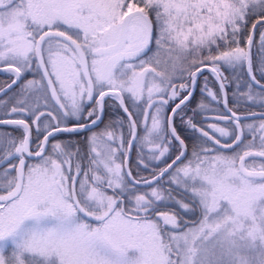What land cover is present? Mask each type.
Listing matches in <instances>:
<instances>
[{
    "label": "snow or ice",
    "instance_id": "obj_1",
    "mask_svg": "<svg viewBox=\"0 0 264 264\" xmlns=\"http://www.w3.org/2000/svg\"><path fill=\"white\" fill-rule=\"evenodd\" d=\"M258 25L264 53V0H0V264H264V111L222 71L264 109ZM205 69L224 110L187 115Z\"/></svg>",
    "mask_w": 264,
    "mask_h": 264
},
{
    "label": "flooded vegetation",
    "instance_id": "obj_2",
    "mask_svg": "<svg viewBox=\"0 0 264 264\" xmlns=\"http://www.w3.org/2000/svg\"><path fill=\"white\" fill-rule=\"evenodd\" d=\"M259 53H260L259 51H253V53H251L252 58L256 54L258 56L257 58H259ZM255 62L258 65L257 66L258 69H263L261 67L262 64H260V58L258 60H255ZM245 69L246 68H244L243 70L241 69V70H242L243 75L246 77V81H247V75H246ZM232 70L233 69H229V68H223L222 69L224 75L226 77H228V87H227L226 91H227L228 100H229V107H233L234 105H236L234 110H236L239 115H247L249 112L259 113L261 111H264V109H262L258 104H247L244 101L239 99V91H246L247 90L246 84L248 83V81L246 83H242L241 81H238V82L234 81V76L232 75ZM27 76H28V78H32L33 73H28ZM205 77H207V85H208L209 89H211L213 91H218V89H219V83L216 80L215 76L209 70L205 69L203 71V74L198 76L197 88H196V92H195V99L190 104L187 115H192L191 109L194 108L196 106V104H198L201 100H203L205 103H208L210 108H217L221 112L224 110L222 103L218 106L215 104V102L210 103L211 98L207 96V93H202L200 91V89L203 88V86H204V83H205L204 78ZM5 82H10L9 74L6 72L0 71V84H3ZM237 84L240 85L239 90L237 89ZM256 91H259V90L256 89ZM4 98L5 97H0V99H4ZM115 103L116 102L113 101L108 106H106L105 117H104L105 123H108L109 121H112V120H117L120 117H124V113L122 112V110H120L118 107L115 106ZM203 115H212V112L209 111L207 113H204L200 117H197V119L198 120L203 119ZM249 122H251V121H249ZM175 124L177 126L178 131L181 132V135L189 138V140H190L192 133L190 132V130L186 129L183 124H181L179 117L176 118ZM101 127H103V125H101ZM7 132H10L13 136H20L22 134V130L15 128V126L0 125V134L7 133ZM32 135H33V137L36 136L34 126H33ZM57 139L60 141H63V142L74 143L75 145L80 147L82 153L87 150V144L85 143L84 135L78 136V135L71 134V133H60L57 135ZM136 163H137L136 151H135V149H133V151L129 154V161H128V165L132 169L133 175H136V173H137ZM142 174L148 175L149 173L143 172Z\"/></svg>",
    "mask_w": 264,
    "mask_h": 264
},
{
    "label": "trees",
    "instance_id": "obj_3",
    "mask_svg": "<svg viewBox=\"0 0 264 264\" xmlns=\"http://www.w3.org/2000/svg\"><path fill=\"white\" fill-rule=\"evenodd\" d=\"M251 29V23H249L248 25V30ZM261 31V28L258 27L255 32H254V37H253V46L251 48V53H253V51H260L259 48V33ZM244 45V46H243ZM241 46L245 47L244 41H241ZM257 54L252 58L253 61V74L256 75L257 79H261V71L262 69H258V65L256 64L255 60H258L259 58H257ZM243 70V69H242ZM241 69H236V70H232V75L234 76V81L238 82L241 81L242 83H246V77L243 75ZM233 81V82H234ZM262 83H264V81H262Z\"/></svg>",
    "mask_w": 264,
    "mask_h": 264
},
{
    "label": "rangeland",
    "instance_id": "obj_4",
    "mask_svg": "<svg viewBox=\"0 0 264 264\" xmlns=\"http://www.w3.org/2000/svg\"><path fill=\"white\" fill-rule=\"evenodd\" d=\"M244 46V45H243ZM242 46V47H243ZM260 53H259V58H260V64H262L261 65V67L264 69V53H262L261 51H259Z\"/></svg>",
    "mask_w": 264,
    "mask_h": 264
},
{
    "label": "water",
    "instance_id": "obj_5",
    "mask_svg": "<svg viewBox=\"0 0 264 264\" xmlns=\"http://www.w3.org/2000/svg\"><path fill=\"white\" fill-rule=\"evenodd\" d=\"M260 27L259 25L257 26V28ZM249 31L251 32V29H249ZM253 37H254V32L252 33ZM246 46V45H245ZM246 68V67H245ZM246 75H247V69H245ZM247 81L250 82V77L247 75ZM259 90V89H258Z\"/></svg>",
    "mask_w": 264,
    "mask_h": 264
}]
</instances>
